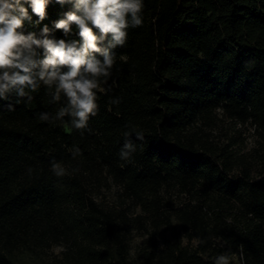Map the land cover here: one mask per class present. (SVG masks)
<instances>
[{
	"label": "trees",
	"instance_id": "obj_1",
	"mask_svg": "<svg viewBox=\"0 0 264 264\" xmlns=\"http://www.w3.org/2000/svg\"><path fill=\"white\" fill-rule=\"evenodd\" d=\"M142 2L143 23L113 49L87 128L41 121L64 102L42 83L30 102L10 96L12 111L0 99V264H264V0ZM70 9L49 0L37 24L29 7L25 33ZM72 27L55 37L79 40ZM223 118L252 124L258 147L238 152L219 132ZM126 132L129 161L119 155ZM55 245L61 255L46 262Z\"/></svg>",
	"mask_w": 264,
	"mask_h": 264
},
{
	"label": "clouds",
	"instance_id": "obj_2",
	"mask_svg": "<svg viewBox=\"0 0 264 264\" xmlns=\"http://www.w3.org/2000/svg\"><path fill=\"white\" fill-rule=\"evenodd\" d=\"M61 6L70 4L71 9L54 21V28L47 25L35 32L24 31L25 21L33 23L28 8L40 23L46 17L49 0H0V99L9 101L7 108L14 110L22 99L31 101L42 83L49 90L51 102H61L53 115L42 112L39 119L54 123L65 116L71 119L75 129H85L90 116L97 112L96 90L101 77H108L114 64V51L126 43L129 26L142 25L140 15L142 0H56ZM27 5V7L25 6ZM78 30L79 40L65 39ZM99 30V35L93 31ZM55 30H62L65 38L57 39ZM99 54L102 59L98 58ZM113 103L119 100L113 99ZM125 143L120 159L129 161L135 152L130 133H125ZM137 140H142L140 133ZM80 154L74 147L73 158ZM31 169H29V172ZM52 171L57 177L66 174L65 168L55 161ZM216 264H229L228 257L221 255Z\"/></svg>",
	"mask_w": 264,
	"mask_h": 264
},
{
	"label": "rangeland",
	"instance_id": "obj_3",
	"mask_svg": "<svg viewBox=\"0 0 264 264\" xmlns=\"http://www.w3.org/2000/svg\"><path fill=\"white\" fill-rule=\"evenodd\" d=\"M219 132L222 134L221 136H231L236 141V148L238 149V152L243 154H248L253 152L255 148L258 147L257 145V136L254 131L253 125L250 123L240 124L239 122H236L234 120H231L230 118H223L219 121ZM115 187H111L110 190L105 189L104 192H106V195L110 198V196L113 194L115 195ZM161 230L164 234H169L171 230H168L167 227L161 226ZM145 238V231H137L133 233V239H132V247L133 249L136 247H139L143 240ZM186 243V239L183 241ZM196 239H193L191 242H188V245L190 247L196 246ZM62 253V248L60 245H55L52 247L49 252H46L43 254L44 260L46 262H50L53 260L54 257L60 256ZM134 257V256H133ZM133 257L131 258V262H135ZM228 262L229 264H241V262L235 257V256H228ZM27 262L33 263V259L27 257ZM213 262V261H212ZM35 264V263H33ZM38 264H45L42 260H39Z\"/></svg>",
	"mask_w": 264,
	"mask_h": 264
}]
</instances>
